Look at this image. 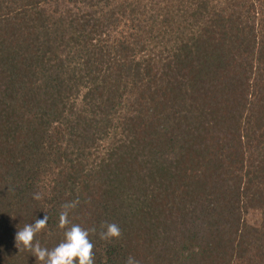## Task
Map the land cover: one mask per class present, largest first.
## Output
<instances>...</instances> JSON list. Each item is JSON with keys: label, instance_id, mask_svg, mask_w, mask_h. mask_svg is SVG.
Masks as SVG:
<instances>
[{"label": "trees", "instance_id": "16d2710c", "mask_svg": "<svg viewBox=\"0 0 264 264\" xmlns=\"http://www.w3.org/2000/svg\"><path fill=\"white\" fill-rule=\"evenodd\" d=\"M71 203L94 264H264V0H0V264Z\"/></svg>", "mask_w": 264, "mask_h": 264}, {"label": "clouds", "instance_id": "9594fccd", "mask_svg": "<svg viewBox=\"0 0 264 264\" xmlns=\"http://www.w3.org/2000/svg\"><path fill=\"white\" fill-rule=\"evenodd\" d=\"M39 199L37 195L34 197ZM76 206L75 203L63 205V211L59 213L58 227L64 229L63 239L54 248L48 249L41 247L39 242L34 243V237L37 233L46 228L49 217L46 214L41 219H36L34 223L25 224L19 228L15 234V246L20 250L24 248L35 257L39 264H94V245L89 236L90 231L81 228L77 224L69 225V210ZM103 231L99 233L101 240H111L120 236V228L115 223L102 226ZM126 264H138L134 257L129 256Z\"/></svg>", "mask_w": 264, "mask_h": 264}]
</instances>
